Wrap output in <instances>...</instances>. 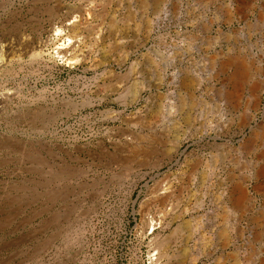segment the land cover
Instances as JSON below:
<instances>
[{"label":"rangeland","instance_id":"rangeland-1","mask_svg":"<svg viewBox=\"0 0 264 264\" xmlns=\"http://www.w3.org/2000/svg\"><path fill=\"white\" fill-rule=\"evenodd\" d=\"M0 45V264H264V0H0Z\"/></svg>","mask_w":264,"mask_h":264},{"label":"bare ground","instance_id":"bare-ground-1","mask_svg":"<svg viewBox=\"0 0 264 264\" xmlns=\"http://www.w3.org/2000/svg\"><path fill=\"white\" fill-rule=\"evenodd\" d=\"M65 26H67V25H65ZM64 26V27H65ZM70 31V30H69ZM61 34H63V31L61 30V29H58L57 30V36H59V35H61ZM73 43V42H72ZM1 46V45H0ZM3 48L4 47H2V49H1V51L3 50ZM67 48H68V46L67 47H65V46H58L57 47V54H58V57H62V58H66L67 56V54H68V50H67ZM69 49V48H68ZM68 59V58H67Z\"/></svg>","mask_w":264,"mask_h":264}]
</instances>
